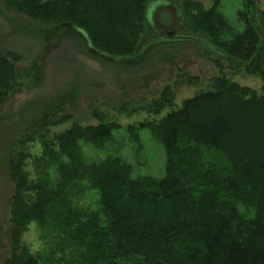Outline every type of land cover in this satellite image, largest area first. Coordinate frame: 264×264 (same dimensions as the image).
<instances>
[{
    "label": "trees",
    "instance_id": "trees-1",
    "mask_svg": "<svg viewBox=\"0 0 264 264\" xmlns=\"http://www.w3.org/2000/svg\"><path fill=\"white\" fill-rule=\"evenodd\" d=\"M5 1L41 24L30 27L33 32L45 38L51 29L66 28L63 35L107 60L135 56L144 44L146 53L161 42L154 41L159 34L147 13L175 2ZM211 1L204 8L199 1L183 0L187 25L204 35L210 50L244 63L248 71L259 68L260 59L264 61V15L260 24L240 11L245 27L233 33L219 10L220 0ZM173 34L163 41L174 42ZM138 62L134 58L123 64ZM34 68L39 74L40 68ZM9 72L10 64L0 54V97ZM169 96L165 92L159 97L155 112L170 105ZM49 109L35 118L42 122ZM119 128L116 123H74L50 140L41 138L34 178L25 171L30 155L24 151L32 134L26 130L28 140L20 137L9 146L6 167L14 189L12 252L6 264H47L42 253H31L19 243V233L31 221L48 226L52 238L63 233L66 242L78 247L77 259L62 253V264H264L263 94L215 76L210 88L185 99L180 108L128 126L138 149L141 129L162 145L161 178L133 176L130 165L117 156L85 159L80 142L102 149ZM92 196L95 208L82 203Z\"/></svg>",
    "mask_w": 264,
    "mask_h": 264
},
{
    "label": "rangeland",
    "instance_id": "rangeland-1",
    "mask_svg": "<svg viewBox=\"0 0 264 264\" xmlns=\"http://www.w3.org/2000/svg\"><path fill=\"white\" fill-rule=\"evenodd\" d=\"M196 1L204 8L212 6L211 0ZM182 2L166 1V6L148 11L147 19L159 34L154 41L161 42L146 53L144 44L135 56L107 60L91 55L82 43L63 35L66 28L51 29L45 38L33 32L29 28L40 26L39 22L17 13L7 1L0 0V54L10 64L0 97V264H6L12 252L9 221L14 183L6 167L7 149L20 137L28 140L26 130L33 136L32 141L24 144V151L30 155L25 160V171L31 178L38 168L41 138L50 140L74 123L120 126L102 149L80 142L88 162L117 156L130 165L133 176L161 178L165 173L162 145L148 129H141L138 149L126 132L128 126L159 119L168 110L180 108L185 99L210 88L215 76H224L264 95L262 58L259 68L248 71L244 63L210 50L202 40L204 35L193 32L187 25L180 7ZM219 10L233 33H237L245 27L240 11L261 24L264 0H220ZM168 32L174 33V42L163 41L169 37ZM134 58H140L137 65L123 64ZM35 65L40 68L39 74ZM165 92H169L171 103L155 112V102ZM47 107L50 109L45 119L37 120L35 117L41 116ZM94 202V196L82 201L91 207ZM49 231L48 226L31 221L19 233V243L31 253H42L48 258L47 264H62V253L66 259H77L78 247L66 242L63 233L58 232L52 238Z\"/></svg>",
    "mask_w": 264,
    "mask_h": 264
},
{
    "label": "water",
    "instance_id": "water-1",
    "mask_svg": "<svg viewBox=\"0 0 264 264\" xmlns=\"http://www.w3.org/2000/svg\"><path fill=\"white\" fill-rule=\"evenodd\" d=\"M168 34H171L170 32H168Z\"/></svg>",
    "mask_w": 264,
    "mask_h": 264
}]
</instances>
